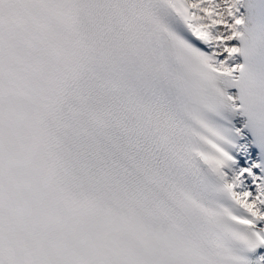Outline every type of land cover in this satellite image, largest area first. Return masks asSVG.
I'll use <instances>...</instances> for the list:
<instances>
[{"label": "snow or ice", "instance_id": "6c2138e0", "mask_svg": "<svg viewBox=\"0 0 264 264\" xmlns=\"http://www.w3.org/2000/svg\"><path fill=\"white\" fill-rule=\"evenodd\" d=\"M0 264H264V0H0Z\"/></svg>", "mask_w": 264, "mask_h": 264}]
</instances>
